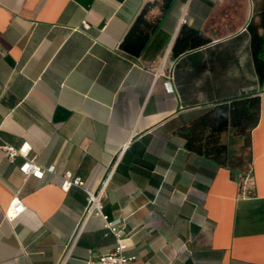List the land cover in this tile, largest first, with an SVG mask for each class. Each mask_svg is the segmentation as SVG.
Listing matches in <instances>:
<instances>
[{"label":"crops","instance_id":"1","mask_svg":"<svg viewBox=\"0 0 264 264\" xmlns=\"http://www.w3.org/2000/svg\"><path fill=\"white\" fill-rule=\"evenodd\" d=\"M155 2L0 0V136L57 169L27 177L23 158L0 149V264H86L115 249L103 219H85L84 189L63 190L65 171L94 189L113 173L104 212L124 225L133 264H264V83L252 41L264 37V0L154 5L158 27L132 56L122 42ZM184 27L211 42L175 56ZM254 96L247 173L189 147L184 133L202 115ZM221 140L241 155L232 129ZM15 197L26 210L9 220Z\"/></svg>","mask_w":264,"mask_h":264},{"label":"trees","instance_id":"2","mask_svg":"<svg viewBox=\"0 0 264 264\" xmlns=\"http://www.w3.org/2000/svg\"><path fill=\"white\" fill-rule=\"evenodd\" d=\"M175 0H156L147 5L133 23L130 31L122 42V48L128 54L139 57L145 50L152 33L158 23L147 19L152 6L160 5L163 11L171 8ZM250 27V26H249ZM253 52L260 82L264 83V37L253 33ZM211 39L198 30L184 27L175 43L174 55L181 54L205 46ZM261 119V98L254 96L222 104L214 107L197 119L191 127V133L184 135L189 147L220 165H228L233 170L247 173L252 163V132ZM232 129L244 139L241 155L234 156L221 136Z\"/></svg>","mask_w":264,"mask_h":264},{"label":"built area","instance_id":"3","mask_svg":"<svg viewBox=\"0 0 264 264\" xmlns=\"http://www.w3.org/2000/svg\"><path fill=\"white\" fill-rule=\"evenodd\" d=\"M85 26L88 25L85 24ZM0 149L12 162L19 157L23 158L20 171L27 177L32 176L37 179H43L46 173L55 174L57 171L55 165L42 167L35 157H31L32 147L28 142L23 143L21 146H15L0 136ZM112 175L113 173H110L109 177L102 183L99 189L89 187L81 177L75 176L71 171H65L60 175L64 191L67 192L73 186H78L86 192L88 203L85 209V219L88 220L92 216H100L103 219L104 228L116 238V245L113 251L104 253L98 258L90 259L86 264H133L136 260V257H128L125 253L128 248V238L124 225L111 221L109 215L104 212L103 198ZM25 210L26 206L22 200L15 197L7 208L5 216L9 220H12L21 215Z\"/></svg>","mask_w":264,"mask_h":264},{"label":"rangeland","instance_id":"4","mask_svg":"<svg viewBox=\"0 0 264 264\" xmlns=\"http://www.w3.org/2000/svg\"><path fill=\"white\" fill-rule=\"evenodd\" d=\"M233 141V140H232Z\"/></svg>","mask_w":264,"mask_h":264}]
</instances>
